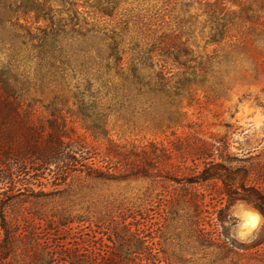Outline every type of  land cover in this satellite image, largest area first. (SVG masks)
Returning a JSON list of instances; mask_svg holds the SVG:
<instances>
[{
  "label": "rangeland",
  "instance_id": "obj_1",
  "mask_svg": "<svg viewBox=\"0 0 264 264\" xmlns=\"http://www.w3.org/2000/svg\"><path fill=\"white\" fill-rule=\"evenodd\" d=\"M10 3L20 11L11 23L0 17V61H11L31 80L49 83L34 96L44 105L59 97L57 108L63 114L76 109L70 92L89 81L112 110L108 136L95 139L74 122L76 135L98 153L96 167L105 166L101 159L107 140L118 147V160L136 166L121 175L125 179L108 183L67 179L53 186L49 175L40 179L45 192L56 193L41 211L64 213L71 220L59 239L66 237L95 252L112 248L118 264H230L198 245L184 207L173 214L182 185L164 177L169 173L181 179L193 168L189 158H181L183 150H175L188 143L221 141L234 157L264 159V0ZM132 66L144 81L154 83L163 70L169 93L131 90L126 99L121 91L114 95L104 89L120 85ZM191 188L204 195V216L214 218L224 204H219L221 184ZM243 211L258 214L244 203L230 207L235 219L230 233L247 243L259 226L238 235L233 213ZM136 230L156 255L153 263L145 249L134 253L139 247Z\"/></svg>",
  "mask_w": 264,
  "mask_h": 264
},
{
  "label": "trees",
  "instance_id": "obj_2",
  "mask_svg": "<svg viewBox=\"0 0 264 264\" xmlns=\"http://www.w3.org/2000/svg\"><path fill=\"white\" fill-rule=\"evenodd\" d=\"M10 4V0H0V17L11 23L12 19L18 20L20 10L13 9ZM130 71V76L123 78L120 85L104 89H112L114 95L121 91L122 98L126 99L131 90L137 94L143 90L169 93V81L163 77V70L157 75L156 83L144 81L133 66ZM45 84L31 80L11 61H0V264H118L112 248L95 252L66 237L59 239L68 232L65 228L71 220L64 213L41 211L56 193L45 192L39 180L49 175L53 186L67 179L115 182L125 179L121 175L135 170L136 166L118 160V147L107 140L108 148L101 159L105 166L96 167L93 160L98 153L75 133L72 124L79 122L91 137L107 139V122L112 110L102 103L99 89L92 90L89 81L82 89L76 85L70 92L76 109L63 114L57 108L59 97L55 96L54 101L44 105L34 96L35 92L42 93L43 88L50 85ZM39 111L45 115H40ZM220 142L210 145L194 142L183 149L175 148L183 150L181 158L184 161L189 158L193 168L181 179L169 173L164 177L182 185L174 206L184 207L198 245L215 252L219 261L230 260V264H237L233 258H247L264 264V223L249 242H237L230 233L235 219L229 214L230 207L244 203L256 210L264 221V159L259 155L239 159L232 156L227 144ZM161 152L162 156L166 155ZM197 162L201 163L200 170H197ZM217 183L221 184L219 204H224L215 210L214 218H209L204 216L208 213L204 195L191 187ZM141 234L140 230L133 233L139 245L134 253L139 255L141 249H145L147 261L153 263L156 255L152 254L151 247L143 245ZM137 259L143 261L139 256Z\"/></svg>",
  "mask_w": 264,
  "mask_h": 264
},
{
  "label": "clouds",
  "instance_id": "obj_3",
  "mask_svg": "<svg viewBox=\"0 0 264 264\" xmlns=\"http://www.w3.org/2000/svg\"><path fill=\"white\" fill-rule=\"evenodd\" d=\"M237 217V223L235 225L238 235H243L246 232L257 228L264 223L261 217L253 211H243L241 213H233Z\"/></svg>",
  "mask_w": 264,
  "mask_h": 264
}]
</instances>
